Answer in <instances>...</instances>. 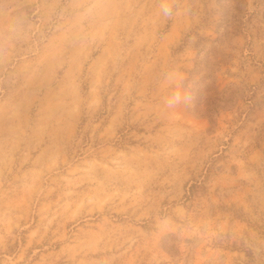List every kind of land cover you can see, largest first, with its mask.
Returning a JSON list of instances; mask_svg holds the SVG:
<instances>
[{"label": "rangeland", "instance_id": "rangeland-1", "mask_svg": "<svg viewBox=\"0 0 264 264\" xmlns=\"http://www.w3.org/2000/svg\"><path fill=\"white\" fill-rule=\"evenodd\" d=\"M0 264H264V0H0Z\"/></svg>", "mask_w": 264, "mask_h": 264}, {"label": "clouds", "instance_id": "clouds-1", "mask_svg": "<svg viewBox=\"0 0 264 264\" xmlns=\"http://www.w3.org/2000/svg\"><path fill=\"white\" fill-rule=\"evenodd\" d=\"M163 11H164V15L166 16H170L172 12L171 8H168V7H165Z\"/></svg>", "mask_w": 264, "mask_h": 264}]
</instances>
